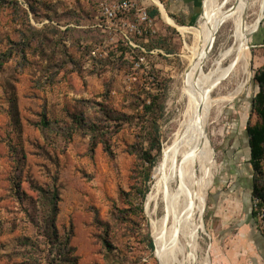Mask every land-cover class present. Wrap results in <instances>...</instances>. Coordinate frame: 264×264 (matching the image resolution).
Returning <instances> with one entry per match:
<instances>
[{"label": "rangeland", "instance_id": "374dc122", "mask_svg": "<svg viewBox=\"0 0 264 264\" xmlns=\"http://www.w3.org/2000/svg\"><path fill=\"white\" fill-rule=\"evenodd\" d=\"M110 1L119 0H0V264H162L163 209L147 197L185 122L195 35L179 27L200 26L204 2L183 17L164 0H130L123 18L140 27L135 33L102 15ZM231 30L220 29L206 73L232 44ZM250 57L249 78L239 66L211 94L226 97L248 78L207 115L214 163L195 219L196 259L184 264H264V207L246 157L247 125L259 119L264 19ZM92 136L112 154L102 143L91 150ZM259 176L264 183V163ZM52 225L70 243L63 253Z\"/></svg>", "mask_w": 264, "mask_h": 264}, {"label": "bare ground", "instance_id": "6f19581e", "mask_svg": "<svg viewBox=\"0 0 264 264\" xmlns=\"http://www.w3.org/2000/svg\"><path fill=\"white\" fill-rule=\"evenodd\" d=\"M203 2L206 17L200 26L179 27L184 32L193 31L195 35L186 70L187 79L183 82V96L187 97L188 103L185 122L182 123L183 131L175 133L172 143L165 147L160 176L147 197L148 206L153 204L155 209L160 206L163 209L158 224L166 227V234L162 236L158 229L156 237L162 264H184L189 260L193 263L196 259L194 249L199 226L195 219L199 205L205 199L204 187L214 163L206 133L207 115L213 102L230 100L244 90L250 76L251 36L259 30L264 19V0H209L206 7V1ZM226 23L232 25L231 36L227 40L229 42L231 38L232 44L219 51L213 60L212 70L206 73L204 66L214 50L220 29ZM228 61L229 64L225 66ZM239 66L248 75L247 81L240 82L236 92L212 99L213 90ZM196 166L202 172L198 180L195 177ZM181 237L185 238V245ZM180 255H184L182 260L179 259Z\"/></svg>", "mask_w": 264, "mask_h": 264}, {"label": "trees", "instance_id": "16d2710c", "mask_svg": "<svg viewBox=\"0 0 264 264\" xmlns=\"http://www.w3.org/2000/svg\"><path fill=\"white\" fill-rule=\"evenodd\" d=\"M255 79L259 86V91L255 96V99L253 101V110L258 115L259 119L256 123L247 125V133L249 138V150L246 154V157L248 161L251 163L254 174H253V180H252V193L253 197L259 198V205L260 207H264V183L260 180V173L261 169L264 163V64L256 71ZM41 125L44 127L49 126V122L46 118H43L41 120ZM102 143L98 140H96L95 136H92V144H91V150H94L96 146ZM105 150L111 153V149L109 144L102 143ZM14 151L12 148L11 151ZM58 199L59 194L58 190H55L54 193V201H53V208L56 213L58 212ZM52 234L54 235L55 244H57L60 248V253H63L66 248L70 245L69 241L62 242L58 229L55 227V225H52ZM54 242V241H53Z\"/></svg>", "mask_w": 264, "mask_h": 264}, {"label": "built area", "instance_id": "2783aa9c", "mask_svg": "<svg viewBox=\"0 0 264 264\" xmlns=\"http://www.w3.org/2000/svg\"><path fill=\"white\" fill-rule=\"evenodd\" d=\"M133 8L130 0L110 1L102 4V15L111 23L112 26L126 28L135 33H142L140 27L129 20L123 18L131 12ZM147 15L144 13L142 20H146Z\"/></svg>", "mask_w": 264, "mask_h": 264}, {"label": "crops", "instance_id": "0c3cea01", "mask_svg": "<svg viewBox=\"0 0 264 264\" xmlns=\"http://www.w3.org/2000/svg\"><path fill=\"white\" fill-rule=\"evenodd\" d=\"M205 1L207 2V0ZM196 4L197 0H164V5H166V7H169L177 14H181L183 17H185L186 14L192 13Z\"/></svg>", "mask_w": 264, "mask_h": 264}]
</instances>
